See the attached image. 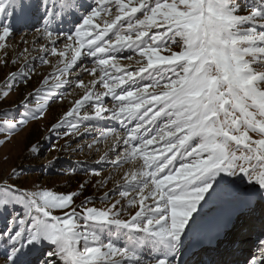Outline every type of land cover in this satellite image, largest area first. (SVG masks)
<instances>
[{
    "label": "snow or ice",
    "instance_id": "obj_1",
    "mask_svg": "<svg viewBox=\"0 0 264 264\" xmlns=\"http://www.w3.org/2000/svg\"><path fill=\"white\" fill-rule=\"evenodd\" d=\"M40 5L33 44L43 55L24 47L12 62L24 59L28 69L31 57L54 71L24 97L22 113L0 111V147L71 89L76 96L50 131L71 138L93 132L84 122H116L88 147L111 137L97 163L122 175L96 181L117 185L100 197L103 207L87 196L76 203L87 182L67 193L0 185V214L22 210L0 231L3 264H33L37 253L39 264H181L185 249L213 244L230 222L197 229L206 205L231 200L251 211L264 203V0H95L66 35L55 23L78 10L76 0ZM26 7L0 0L5 65L11 17ZM34 68L8 75L0 103ZM29 152L38 153V143ZM256 247L246 264H264V238Z\"/></svg>",
    "mask_w": 264,
    "mask_h": 264
},
{
    "label": "rangeland",
    "instance_id": "obj_2",
    "mask_svg": "<svg viewBox=\"0 0 264 264\" xmlns=\"http://www.w3.org/2000/svg\"><path fill=\"white\" fill-rule=\"evenodd\" d=\"M239 2L242 6H251L257 0H253L252 3H249L250 0H239ZM23 3L29 5V7H26L23 11H15L11 17L14 31L8 40L7 65L3 63L4 53L0 51V89L3 88L5 79L11 72H23L32 69L33 63H35V68L31 71L27 83L18 81L17 88L11 92L9 98L0 103V111H9L11 114L15 109H18L16 113H22L24 109L21 107V102L24 97L29 92H35L36 89L41 88L44 77L54 71L53 67L44 65L39 60L32 61L31 59V57L43 55L37 51L39 44H33V41L40 35L36 30L43 28V19L41 17L44 15V7L40 5V0H23ZM76 3L78 10L67 12L57 18L55 23L56 31L64 35L73 31L79 23H82L81 17L90 10V6H95V0H76ZM23 41H27V44ZM44 42L43 40L40 41V43ZM63 43L62 35L61 43L58 47H63ZM24 47L32 49L31 57L28 58V69L23 67L24 59H18L16 63L12 62L15 58V51H20ZM49 59L55 65L56 57H49ZM122 62L127 63V61ZM59 91L63 93L64 99L62 101L56 99L52 102L44 119L30 122L13 137L11 143L0 147V185L7 183L24 190L44 188L57 193H67L78 190L81 183L87 182L83 195L76 203L79 204L80 200L87 196L92 199L95 206L103 207L100 197L104 192L116 189L117 185L114 180L109 179L106 185L100 188L96 185V181L101 179V177L119 179L122 171L118 172L112 167L111 163H97L100 156L108 150L111 137L108 138V142L101 140L99 144H93L92 148H89L88 145L93 143L94 138L99 137L101 130L106 127H118V125L111 120L84 122L89 127L94 125L93 132L88 135L73 136L71 138L50 131L51 125L63 116V113L69 109L73 98L76 96V92L71 89H61ZM69 92H71V95L68 94ZM41 95H43V92ZM81 131H83V127ZM37 143L39 152L30 153L29 148ZM109 157L114 158V153L109 152ZM127 167L125 166V169ZM13 168L16 169V174L10 176ZM93 170L100 171L101 175H94ZM118 198V193L112 197V199ZM247 210L236 201L221 200L206 205L196 217L195 227L198 228L211 217L219 216L216 222L211 223L213 225L210 227L211 229L228 220L231 216L230 222L227 223L222 234L224 240L215 247L221 249V256L218 257L219 255L215 253H210L209 255L210 259L215 261L216 264H226L238 257L236 250L243 247L244 241L241 243L242 245L240 244L241 246H238L239 243H235V239H244V234L247 231V222L254 216L252 213L249 214ZM21 211L19 208L9 209L7 212L0 214V231L8 225L12 215L19 214ZM224 211L227 214L222 217L221 213ZM218 212L221 213L219 214ZM257 215L260 216L261 213L258 212ZM236 241L238 242V240ZM47 247V245H43L42 250H46ZM187 250L185 249L182 253ZM5 252V248L0 244V264H3ZM39 258L40 254L37 253L30 259L33 264H39ZM185 259H187L186 262L189 260V258ZM191 260L194 263L202 260V254L199 249L197 251L194 250Z\"/></svg>",
    "mask_w": 264,
    "mask_h": 264
},
{
    "label": "bare ground",
    "instance_id": "obj_3",
    "mask_svg": "<svg viewBox=\"0 0 264 264\" xmlns=\"http://www.w3.org/2000/svg\"><path fill=\"white\" fill-rule=\"evenodd\" d=\"M225 214H227V213H225V211L224 212H222L221 213V215H222V217L225 215ZM219 217V216H218ZM218 217H211V219H208V221L206 222V223H203V224H201L197 229H210V227H212V225H211V223L212 222H216V220L218 219ZM231 217V216H230ZM236 240H238V242L236 241ZM234 242V241H233ZM235 242H237V243H239V245L243 242V240H240V239H235ZM191 250V248H188V250L186 251V252H184V253H182L181 254V256H180V262H181V264H183L184 263V261H185V259H184V257H186V254H187V252H189ZM244 254V253H243ZM229 264V263H228Z\"/></svg>",
    "mask_w": 264,
    "mask_h": 264
},
{
    "label": "trees",
    "instance_id": "obj_4",
    "mask_svg": "<svg viewBox=\"0 0 264 264\" xmlns=\"http://www.w3.org/2000/svg\"><path fill=\"white\" fill-rule=\"evenodd\" d=\"M252 1H253V0H250L249 3H252ZM17 110H18V109H15V110L13 111V113H16ZM19 111H20V110H19ZM13 113H12V114H13Z\"/></svg>",
    "mask_w": 264,
    "mask_h": 264
}]
</instances>
